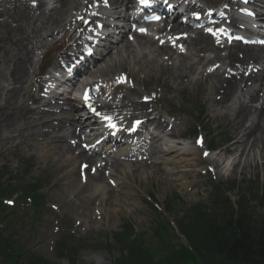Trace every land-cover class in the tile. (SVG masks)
Listing matches in <instances>:
<instances>
[{"label": "rangeland", "instance_id": "1", "mask_svg": "<svg viewBox=\"0 0 264 264\" xmlns=\"http://www.w3.org/2000/svg\"><path fill=\"white\" fill-rule=\"evenodd\" d=\"M2 40H0V43ZM112 69L119 70V65L115 64L111 66ZM137 67L133 66V70H136ZM114 71H106L103 72V76L109 75V74H116ZM149 76L151 78H139L138 80L142 81L144 84L150 83L149 88L156 89L157 91L164 92V98L166 101H169L170 103H173L174 105H183L187 108V110L191 111L193 108V103L195 100V96L188 95L187 88L182 91L178 90V96L176 91L174 90L173 86H170L169 84L163 82L162 79L157 78V75L154 73H151ZM186 92V93H185ZM183 95H185V99H183ZM187 98L190 100L189 103L185 104V101ZM202 103L206 105L207 108V116L209 119V124L214 120V117L211 116L212 114L209 111V102L205 103L203 99ZM185 104V105H184ZM3 109L0 107V116L3 113ZM211 114V115H210ZM185 118V125L187 129V112ZM218 123L221 125V129L219 131L223 130L225 127L227 119H224L220 117V119L217 120ZM1 121H0V128H1ZM20 122H16L10 126V128L5 129L3 134L0 133V165L4 163L10 164V166L14 167L17 164H19L20 159L17 156H20L22 159H26L27 149L24 146H20L17 149L13 146L16 144L19 139H16V136H14L15 130L20 126ZM230 136V133H229ZM13 137L12 142H10V139ZM232 143V142H231ZM226 145L223 149L229 147L231 145ZM186 159V158H185ZM258 163L253 165L251 168H249L246 172H244L243 175L237 174L233 176H228L227 178L223 177V181L225 182L224 185L229 184V180H235L237 182V185L239 189L241 187L247 188L249 184L253 183L254 188H261L264 189V167L261 165L262 159L258 158ZM38 161L36 160V163ZM34 163V162H33ZM44 165H37L35 168H33V174L29 176V178H32V176H39L44 174L45 172L41 173V170L45 169L43 167ZM138 171L134 174L135 179L132 178V176L129 177L128 181L130 183V187L134 190V196L128 195L127 202L124 201L122 198L119 197L120 202H116V199L110 196L109 200L107 201V207H105L104 210V221L100 224H91L89 227L84 226L83 224L81 226H77L75 224V220L78 218H82L83 216L87 217V219H91L93 214H95V211L93 209L94 204H89L85 200L86 191L81 192L79 200L82 201L83 205L79 206L75 202H68L66 198V194H64L60 189H50L49 192V204L50 203H58L62 205V217L61 220L64 223L65 227L68 226L69 229L73 228L75 231L71 233L78 232L76 236H72L70 238V234H66V239L69 242L76 243V238H81L85 241L84 245L86 248H84L81 252L80 258L83 261L84 264H92L94 262L95 264H98L99 261L105 262V264H110L111 257L105 250H97L95 251V246H101L106 244V241L110 239L112 236V233L117 231L118 228L121 226L122 222L125 220L131 221L137 230L145 231L152 222L154 216L151 213V210L147 207L145 203V199H149V195H152L154 201H156L160 206L165 202V200L168 198L175 197L177 200L178 198H183L188 204H192L196 201L205 199L204 203L208 202L209 199V193L211 192V189L209 186L206 185L205 179L203 177L196 176V172L194 170H190L191 179H187L181 175H178L176 177L177 180L174 182L172 181H159L156 177L153 175L150 176L148 179H144L140 174L144 171ZM51 174V173H50ZM29 178H26L27 181H29ZM53 184L56 183L53 176H51ZM182 179L183 182H187V191L186 188L182 186V182L179 180ZM141 181V185H139V182ZM200 182L202 181V186L198 187L197 189H193L190 185V182ZM131 190H126V192ZM48 192V190H47ZM133 192V191H131ZM240 193L233 192L234 196H238ZM60 200V201H58ZM176 200V204H177ZM118 203V204H116ZM176 204H174V209L176 212H180L182 208L178 207ZM135 206V207H134ZM262 212H264V208L261 209ZM49 218V211L46 209L43 217L40 219L41 223H39L38 227L36 229H41L44 224L47 222L45 219ZM95 221V220H93ZM36 231V230H35ZM33 231V232H35ZM46 234V233H45ZM44 234V235H45ZM49 234L50 236L44 237V235H39L36 233V236H31V239L26 240L30 248L34 251H37L42 256L49 260L53 261H60L61 264H69V261L67 259L59 260L56 256V249H55V242L57 238L53 237L55 235L54 230L52 227L49 228ZM64 237V235H61ZM60 237L59 239H61ZM70 238V240H69ZM54 245V251L52 250V246ZM114 254L117 255L115 252Z\"/></svg>", "mask_w": 264, "mask_h": 264}, {"label": "bare ground", "instance_id": "2", "mask_svg": "<svg viewBox=\"0 0 264 264\" xmlns=\"http://www.w3.org/2000/svg\"><path fill=\"white\" fill-rule=\"evenodd\" d=\"M113 4L118 3L120 0H111ZM127 1V0H121ZM67 2V1H65ZM43 23L42 16L37 18V22ZM51 32V30H48ZM33 33L31 34V37ZM140 44L142 46L141 49H137L135 46L130 45L129 43L121 42L122 47L120 48L121 56L127 54L128 57H131L136 64L145 63L147 67L151 66V70L157 65L159 68L165 63V60L159 58L158 56L163 55L164 50L167 46L160 47L158 45V41L154 39H149L147 37L141 36L139 38ZM156 42V43H155ZM185 42L191 45V48L198 51H205L208 47H210V38L200 34L195 38H186ZM120 44V45H121ZM33 46V45H32ZM41 48V47H39ZM148 51V52H146ZM173 55L175 56L174 64H175V71L171 74H167V80H172L176 89L182 88L185 86L184 79H188L187 86L192 84V77L197 74V67L194 62V58L190 57L189 55L184 56L178 54L174 49H172ZM264 52H259L260 56H263ZM8 56L11 54L8 52ZM172 58V57H171ZM229 66L233 64L234 55L229 56ZM225 60V59H223ZM10 60L5 59V62ZM193 61V62H191ZM142 68V67H140ZM157 68L155 72L158 74L161 73V69ZM14 70L17 72L18 76L15 79V83H21L24 81V85L27 82V73L24 62H20L17 66L14 67ZM226 72V69H224ZM163 74V73H161ZM22 76V77H21ZM19 79V81H18ZM243 79H245L243 77ZM259 84L257 90H252L251 92H242L239 93L238 89L241 86V82L237 79L235 75L231 77H222L220 76H212L211 82L208 83V98L213 108L212 104L218 105L221 110L225 111V114H216V115H228L229 117V126L232 131L233 139L231 146L227 149L228 152L232 153L234 156L233 161L230 166V173H244L248 168L251 167L253 163L256 162L257 155L263 157L264 159V109L258 110L256 103H261L264 108V95H260L261 91L264 88V74H260L258 77ZM0 83V88H1ZM239 90H242L241 88ZM215 93L216 96H220L219 98L216 97L212 99L211 95ZM250 96V101L247 100V97ZM17 95L10 94L8 98V102H13ZM245 100L243 101V98ZM127 98H129L127 96ZM129 102L132 104L130 105L133 107V110L137 111H146L151 106L145 105L142 102L138 103L134 100L129 98ZM158 110V109H155ZM152 110L151 113L153 116L159 114L158 111ZM35 114H38L37 110H34ZM160 115V114H159ZM161 115L156 116L154 119L156 120V128L162 132H166V136L168 135L171 138L175 134V128L169 133L167 132V126L164 127L163 122L161 121ZM17 120V119H16ZM74 121V120H73ZM4 127L8 128L13 122L14 118L11 114H4L3 116ZM154 123V122H153ZM167 128V129H165ZM163 135L160 133L159 135L153 136L154 142L157 141L156 150L152 155L153 160V168L149 167V171L153 174L157 172L162 176H166L168 179L173 180L177 173L181 172L184 175L189 174L188 170L185 172L184 170L189 169L191 167L199 166L201 163V154L199 155V150L192 146L191 144L187 143V157L195 156L197 157L196 160L192 159H180L178 162L174 157V151H177L179 144L175 141H170L168 147L163 150L160 147V141L168 139L164 137L161 139L159 136ZM224 152L221 153L219 158H212L210 159L211 164L216 167H223L225 164V160L223 158ZM185 155V152L182 153ZM199 155V158H198ZM163 160H166V162ZM159 163L165 164L164 167L159 166ZM185 163L186 166L181 165ZM119 170L123 172V175H127L128 173H132V170H139L140 164H131V163H123L117 162ZM168 165H172L169 167ZM264 165V163H263ZM147 166V163H146ZM185 167H187L185 169ZM226 167V166H225ZM157 174V175H158ZM117 175V174H116ZM160 175L158 176L160 178ZM76 175L74 174V177ZM111 177V176H110ZM123 179V178H121ZM76 180V179H74ZM99 190L96 187L93 190V194L98 193ZM86 219L83 218V222ZM88 224L85 223V225ZM98 264H105V262L100 261Z\"/></svg>", "mask_w": 264, "mask_h": 264}, {"label": "trees", "instance_id": "3", "mask_svg": "<svg viewBox=\"0 0 264 264\" xmlns=\"http://www.w3.org/2000/svg\"><path fill=\"white\" fill-rule=\"evenodd\" d=\"M205 210L202 207L196 209L188 218L184 217L179 222L181 231L197 255L192 254L184 245L178 248L171 244L159 229L155 230V234L160 245L153 247V250L149 249L153 254L148 248H143V242L136 246V242L129 240L133 234L130 229L128 238H119L118 241L121 250L132 248V252L129 256L122 254L115 264H244L264 256V217L252 214L249 202L244 197L237 213L227 198L215 201L212 216ZM11 246L0 235V255L7 262L15 259ZM32 264L50 263L35 257Z\"/></svg>", "mask_w": 264, "mask_h": 264}]
</instances>
